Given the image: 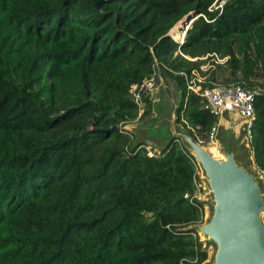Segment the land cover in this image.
Masks as SVG:
<instances>
[{
    "label": "trees",
    "instance_id": "obj_1",
    "mask_svg": "<svg viewBox=\"0 0 264 264\" xmlns=\"http://www.w3.org/2000/svg\"><path fill=\"white\" fill-rule=\"evenodd\" d=\"M99 1L0 0V264L204 262L197 234L180 232L204 217L185 198L194 158L181 142L131 152L120 128L138 119L130 88L155 73L153 48L200 142L218 119L186 76L262 92L250 139L264 172V0ZM187 17L180 43L169 33ZM215 55L229 60L203 71Z\"/></svg>",
    "mask_w": 264,
    "mask_h": 264
},
{
    "label": "water",
    "instance_id": "obj_2",
    "mask_svg": "<svg viewBox=\"0 0 264 264\" xmlns=\"http://www.w3.org/2000/svg\"><path fill=\"white\" fill-rule=\"evenodd\" d=\"M107 1L100 0L96 7L100 9ZM194 18H185L182 27ZM150 52L157 76L152 110L139 123L120 128L134 139L130 151L149 147L162 154L173 142H181L194 158L200 171L202 198L198 204L204 217L180 232L197 234L201 253L207 257L201 264H264V172L255 160L250 120L225 111L214 140L208 144L196 140L180 123L182 87L153 48Z\"/></svg>",
    "mask_w": 264,
    "mask_h": 264
},
{
    "label": "built area",
    "instance_id": "obj_3",
    "mask_svg": "<svg viewBox=\"0 0 264 264\" xmlns=\"http://www.w3.org/2000/svg\"><path fill=\"white\" fill-rule=\"evenodd\" d=\"M223 4L224 2H221V5L215 4L214 9H218L222 7ZM210 11H213V9L211 8ZM195 20H192L190 23H193ZM185 27L186 29L188 28L187 25ZM182 28L184 29V27ZM181 43H184V39L182 40ZM184 57L187 58L186 56ZM208 57L203 58V60L208 59ZM215 58L216 59L214 60V62H216L217 64H223V65L226 64V62L229 60V57L221 59L217 55H215ZM211 69H213V66H203L202 67V70L205 72ZM186 78H187L186 80H187L188 90L201 96L205 100V109L210 111L212 115L216 116L218 120L221 114L224 113L225 111H235L241 114L242 116L248 118L252 126L254 116H255L254 98L256 95H259L262 92L250 91L242 87L241 85H228V86L217 85L212 88L204 87L203 84L206 82V77H202L198 71H193V76L192 77L186 76ZM156 83H157V76H156V73H154L151 77L147 78L142 83L134 84L130 88V95L132 97V100L135 102V104L137 105L139 109L138 120L141 119L143 115L145 114L147 110L148 102L152 101ZM217 125H218V122L216 123L215 127L212 129V132L210 134V142H212L215 138V135L217 132ZM201 143H204V142H201ZM145 148L147 149L148 155L151 158H154L160 155L158 152L154 151L153 149L149 147H145ZM195 185L198 189L196 195L192 196L189 193L185 195V198L189 199L190 201H193L194 199H198L199 201L202 198L201 183L199 179L195 180ZM201 263L202 262L200 261L199 255H197L192 260L189 259V260H184L182 262V264H201Z\"/></svg>",
    "mask_w": 264,
    "mask_h": 264
},
{
    "label": "rangeland",
    "instance_id": "obj_4",
    "mask_svg": "<svg viewBox=\"0 0 264 264\" xmlns=\"http://www.w3.org/2000/svg\"><path fill=\"white\" fill-rule=\"evenodd\" d=\"M190 23V22H189ZM188 23V24H189ZM179 24H180V27H178L179 26ZM186 27L184 26V29L182 28V22H179L173 29H172V31L170 32V34H171V36L173 37V39L175 40V41H177L176 39H175V35H177V33H181V37H182V39H181V41H179L180 43L182 42V40L185 38V34H186V29H185ZM215 64V65H214ZM218 65H223V64H217L216 62H212V61H209V62H207L206 63V65L205 66H213V70L214 69H216V67L218 66ZM150 102V110H149V112H148V109H147V111L145 112V114L143 115V116H145V115H148L150 112H151V110H152V101H149ZM148 102V103H149ZM148 105V104H147ZM142 119V118H141ZM141 119H137L135 122H133V123H139L140 121H141Z\"/></svg>",
    "mask_w": 264,
    "mask_h": 264
},
{
    "label": "bare ground",
    "instance_id": "obj_5",
    "mask_svg": "<svg viewBox=\"0 0 264 264\" xmlns=\"http://www.w3.org/2000/svg\"><path fill=\"white\" fill-rule=\"evenodd\" d=\"M178 27H180V24H179V26ZM185 36H186V34H185Z\"/></svg>",
    "mask_w": 264,
    "mask_h": 264
}]
</instances>
